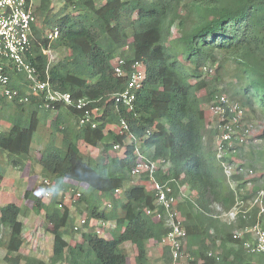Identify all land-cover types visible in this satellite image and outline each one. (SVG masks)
<instances>
[{
  "label": "trees",
  "instance_id": "trees-1",
  "mask_svg": "<svg viewBox=\"0 0 264 264\" xmlns=\"http://www.w3.org/2000/svg\"><path fill=\"white\" fill-rule=\"evenodd\" d=\"M36 16L41 22L33 27L26 61L40 78H49L53 92L70 94L74 105L59 102L47 108L44 94L31 96L26 75L8 67L10 87L19 96L8 101L0 93V126L7 124L0 135V156L27 159L42 120L53 130L37 162L43 177L59 191L48 203L25 194L33 203L32 213L45 212L44 224L52 236L49 264H127V243L135 245L137 264H148L147 242L160 241L169 229L164 219L155 222L147 213L155 208L148 178L135 182L131 174L137 150L146 159L170 164L169 174L158 173L156 180L170 181L175 195L181 187L189 190L176 206L184 218L187 242L194 240L185 252L188 264H264L263 254L244 247L245 239L232 238L236 229L257 222V209L247 220L241 214L236 227L216 217L218 207L229 211L238 198L247 208L258 192L247 191L249 182L242 175L233 177L235 188L230 186L216 158L221 132L208 130L204 111L217 96L240 97L248 114L259 112L264 121V0H39ZM55 28L59 38L50 47L66 54L49 67L43 50L49 45L47 33ZM173 28L178 30L176 38ZM136 62L144 65L145 81L129 110L115 99L127 90ZM116 66L124 77H116ZM204 71L217 73L218 84L204 77ZM224 73H232L239 84L230 95L218 88ZM23 96L30 98L29 104L19 102ZM80 99L89 100V109L99 112L92 116L96 128L80 125L82 113L75 106ZM122 121L129 134L115 131ZM259 139L264 140V132ZM81 143L100 150L99 160L85 157ZM115 145L121 146L120 155L112 154ZM226 148L223 161L231 163V154L240 148ZM76 192L80 197L74 200ZM67 194L72 195L68 203ZM23 215L15 203L0 207L3 264H46L24 253ZM77 215L86 218L79 231ZM99 221L113 224L114 230L98 235ZM70 231L72 241L80 232L82 241H67L64 233ZM218 243L223 248L215 254L219 260L209 256ZM166 254L172 259L169 248Z\"/></svg>",
  "mask_w": 264,
  "mask_h": 264
},
{
  "label": "built area",
  "instance_id": "built-area-1",
  "mask_svg": "<svg viewBox=\"0 0 264 264\" xmlns=\"http://www.w3.org/2000/svg\"><path fill=\"white\" fill-rule=\"evenodd\" d=\"M36 9L35 0H0V93L8 101H13L19 96V92L10 87L11 80L8 76L7 68L13 66L18 73H24L26 75L30 84L29 90L31 91V96L40 97V95L44 94L47 108L51 107L53 103L59 102L69 106L74 105L70 94L53 92L50 87L49 78H40L37 69L26 61V55L29 52L31 40L33 38V27L38 21ZM46 38L49 41V45L48 48L43 50V54L48 57L50 67L55 60L50 45L59 38V30L55 28L48 32ZM122 63L123 61L120 62V64ZM115 75L120 78L124 77L126 74L120 66H116ZM144 81V65L138 62L132 64L128 76L127 90L116 97V103L124 105L129 110H132L136 100V92L142 88ZM19 102L29 104L30 98L28 96L20 97ZM90 104L91 102L89 100L80 99L76 102L75 106L76 109L82 113L80 125H90L92 128H96L97 124L93 121L92 116L96 117V113L99 112L97 110H90ZM210 110L212 116L220 120L218 126H216V124L213 125V128L221 132L216 143V158L221 162L230 186L235 188L236 183L233 177L242 175L244 169H239L238 167L240 166L236 167L232 163H227L223 160L226 157L227 145L228 148L232 147L234 139L239 143L243 142V139H240V141L238 140L239 138L236 137V132L241 124V120L245 119L247 113L238 102H233L224 95L217 96L215 100L210 103ZM119 127L118 134L124 135L130 133L129 126L126 122L122 121ZM1 133L2 127L0 126V135ZM113 149L114 151H119L121 146L115 145ZM136 153L138 160L131 174L135 178H148L155 195V208L153 211L148 210L147 213L155 216L159 220L164 219L166 221V226L169 231L164 237L163 242L169 248L173 263L188 264L186 260L187 257L185 256L188 233L184 226V218L180 211L176 209L178 202L185 196L181 192V189L179 195H175L170 181L161 183L156 180V175L158 173L168 175L171 166L166 160L152 161L146 159V157L141 154L140 150H137ZM247 173L250 178L254 175L253 170H249ZM40 186L42 198L50 199L53 194L50 190L54 189V182L44 178ZM2 187L3 179L0 177V191ZM243 194L246 195L247 192L243 191ZM79 197L80 193H77V198ZM245 206L246 203L238 198L234 207L227 212L218 207L216 217L230 224L236 222L241 214L246 220L251 210L254 208L257 209V222L243 230L236 231L233 235V239L239 241L245 238L244 247L250 253L264 255V229L261 224V219L264 217V191H258V193L248 201V207L245 208ZM85 224L86 218H79L75 226V231H79ZM96 226V233L101 236L106 234L105 230L111 226V223L99 221ZM209 256L219 260L215 254L210 253Z\"/></svg>",
  "mask_w": 264,
  "mask_h": 264
},
{
  "label": "rangeland",
  "instance_id": "rangeland-1",
  "mask_svg": "<svg viewBox=\"0 0 264 264\" xmlns=\"http://www.w3.org/2000/svg\"><path fill=\"white\" fill-rule=\"evenodd\" d=\"M36 6L39 5V0H35ZM55 6H58L57 1H54ZM39 21L38 20V24ZM172 37L176 38L178 37V30L177 28H173L172 30ZM65 52H58L55 56L56 58H61L64 56ZM215 69V68H214ZM233 71V70H232ZM207 79L212 81L214 84H218V76L217 73H213L211 71H204ZM207 75V76H206ZM232 73H224L221 79H219V85L218 88L220 90H224L227 92V95H230L231 91H234V88L239 84H236L235 80L231 77ZM221 80V82H220ZM230 82H233V86L230 87ZM204 94V93H203ZM229 100L233 102L240 103L241 98L235 97L231 98L228 97ZM204 111L206 115V124L208 125V130L214 129L212 128L214 124L218 126L219 119H216L212 116L211 110H210V104L204 106ZM246 117L245 119L241 120V124L239 125V129H237L236 137L240 139H243V142L238 143L232 142V147L240 148L236 151V153H232L230 156V160L234 166H244L245 170L242 173V177L245 181H248V185L246 186L248 189V192L250 190L256 189H264V140L259 139L260 136H262L264 132V121L263 116L261 113L257 112L256 114H248L246 111ZM26 115V114H24ZM56 115V112L53 111L51 113V118ZM98 114L96 113V116ZM51 118L48 120V124L51 122ZM4 125H2V128L4 130ZM7 127V126H6ZM116 127V126H115ZM114 127L115 131H119V126L116 128ZM38 134L35 135L34 140L31 144L32 151L29 154V157L27 159L22 158V160H18L17 158L9 159L7 156H4L3 158L0 156V173L3 176V187L1 192L8 193L6 195V198H0V207H3L9 203H15L19 206L23 207L24 212H30L27 211L28 207H32L33 203L30 199H27L25 197L26 192H29L30 194L34 195L39 194L41 197L42 191H41V182L43 175L40 173V165L38 164V159L41 157L46 145L51 140V133L53 130L49 128V126L46 127L44 119L41 122V125L39 127ZM56 139L59 137L58 134L55 135ZM218 139H216V142ZM56 142V141H55ZM128 143H130V139L127 140ZM215 142V147H216ZM57 145V144H56ZM241 145V146H240ZM81 152L82 154L87 157L91 158L94 161L99 160L101 157L100 150H95L92 148H87L83 143L80 144ZM122 149V148H121ZM121 149L119 151H112L113 155H120ZM2 158V159H1ZM17 162V163H16ZM18 164V165H17ZM24 166V167H23ZM23 167V169H21ZM253 170L254 175L252 178L248 177L247 171ZM262 176L260 180H258ZM258 178V179H257ZM135 182L140 181L138 178H134ZM79 192V190H78ZM76 192V193H78ZM75 193V194H76ZM4 195V196H5ZM72 196V195H70ZM42 198V197H41ZM74 200H77L76 196L73 197ZM71 201V203H75L76 201ZM44 201V200H43ZM29 209V208H28ZM33 219L30 220L29 228L26 229L25 232V246H24V253L26 255H31L36 258L42 259L46 262V264H49V258H50V242L48 238L49 231L47 230V226L44 224V212L41 214L32 213ZM81 215L78 216V219ZM84 216V215H83ZM25 216H22V219H24ZM77 219V221H78ZM108 231V229L105 230V232ZM78 237L74 238V241H72V235L70 232H65L64 237L67 241H72V243H76L79 241H82L81 232L77 234ZM50 237L51 234H50ZM52 243V241H51ZM124 247V246H123ZM6 253L2 249H0V264H3V258L5 257Z\"/></svg>",
  "mask_w": 264,
  "mask_h": 264
},
{
  "label": "crops",
  "instance_id": "crops-1",
  "mask_svg": "<svg viewBox=\"0 0 264 264\" xmlns=\"http://www.w3.org/2000/svg\"><path fill=\"white\" fill-rule=\"evenodd\" d=\"M37 24H38V21H37ZM53 53H54V51H53ZM56 54L57 53L55 52L54 53V56H56ZM56 60H57V58L54 60V62ZM54 62H53V64H54ZM3 125L5 126V127L4 126L3 127L6 128L7 124H3ZM40 173H41V171H40ZM145 183H147L148 188H150L152 190L151 182L147 181ZM83 189H85V188L83 187ZM181 192L186 197L188 195L189 190L187 188H184L183 187V188H181ZM5 193L6 192H1L0 191V198H6L7 199V196L6 195L8 193H6V195H5ZM35 196L39 197L40 195L39 194H35ZM195 196H196V192H194V193L191 194V198H194ZM41 197H42V194H41ZM71 197L72 196H70V194H67V196H66V203L70 202ZM43 200H44L45 203H48L50 199H43ZM20 207L23 208L22 206H20ZM28 208H27V211L29 210L30 212H24L25 218L24 219L21 218V221L24 223V228H25L24 229V236H25L26 229L29 228L28 226L30 224L29 223L30 220L33 219V215L31 214V208L32 207H28ZM43 216H44V220H45V214ZM77 219H78V215L75 218V224L76 225H77V222H78ZM154 221L155 222H158L160 220L157 219L156 217H154ZM234 227H236V226H234ZM107 229L108 230H111V231L114 230V225L111 224V226H109ZM211 234H213V235L216 234V233H214V230L213 229H211ZM48 238H49V242H50V245L49 246H50V252H51V245H52L51 241H52V237H50V233H48ZM163 239H164V237H163ZM163 239H161L160 241H157L156 239H151V240H149L147 242V245L146 246H147L148 264H174L173 261H172V259L170 258V256L168 254H166V250L168 249V247L164 244ZM193 242H194V240H189L187 242V244H186L185 250L186 249L188 250V246L190 247ZM24 246H25V244H24ZM123 248H124V251H125V253L127 255V264H137V251L135 249V245L134 244H131V243H127V244L124 245ZM192 250L193 251L196 250V245L191 249V251ZM222 251H223V248L220 246V243H218V244H216V248L213 251H211L210 253H212V254H220ZM50 256H51V253H50Z\"/></svg>",
  "mask_w": 264,
  "mask_h": 264
},
{
  "label": "clouds",
  "instance_id": "clouds-1",
  "mask_svg": "<svg viewBox=\"0 0 264 264\" xmlns=\"http://www.w3.org/2000/svg\"><path fill=\"white\" fill-rule=\"evenodd\" d=\"M207 126H208V125H207ZM212 128H213V127H212ZM214 129H216V128H214ZM217 139H218V138H217ZM216 143H217V142H216ZM231 163H232V162H231ZM244 170H245V169H244ZM181 188H183V187H181ZM181 188H180V189H181ZM184 188H186V187H184ZM50 191H52V192H58V191H59V188H54V189H51ZM250 191H251V190H250ZM258 191H259V190H257V192H258ZM231 209H232V208H231ZM231 209H230V210H231ZM226 212H227V211H226ZM154 217H155V216H154ZM247 219H248V218H247ZM247 219H246V220H247ZM263 219H264V217L261 219V224H262V220H263ZM220 220H221V219H220ZM221 221H222V220H221ZM238 221H239V218H238V220H237L236 222H234V223H230V224L227 223V222H224V221H222V222L226 223V224L229 225V226H233V225H234V226H237V225H238V223H237ZM252 225H253V224H252ZM248 226H251V225H248ZM248 226H246V227H248ZM246 227H244V228H246ZM262 227H263V226H262ZM244 228H243V229H244ZM243 229H242V230H243ZM263 229H264V227H263ZM236 231H239V230L236 229V230L233 232V235H234V233H235ZM233 235H232V238H233ZM245 237H246V236H245ZM187 238H188V237H187ZM243 239H245V238H243ZM233 241H234V242H237V240H234V239H233ZM239 241H240V240H239ZM244 242H245V241H244ZM186 244H187V240H186ZM185 248H186V246H185ZM185 251H186V250H185ZM172 261H173V260H172Z\"/></svg>",
  "mask_w": 264,
  "mask_h": 264
}]
</instances>
